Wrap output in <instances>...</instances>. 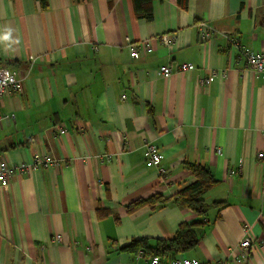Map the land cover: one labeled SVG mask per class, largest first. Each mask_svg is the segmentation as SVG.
Masks as SVG:
<instances>
[{"label": "crops", "instance_id": "1", "mask_svg": "<svg viewBox=\"0 0 264 264\" xmlns=\"http://www.w3.org/2000/svg\"><path fill=\"white\" fill-rule=\"evenodd\" d=\"M6 28L0 68L22 87L0 98V165L34 155L57 165L0 188V264H145L121 248L142 239L154 246L197 222L198 243L174 259L264 264L258 245L236 262L244 238H264V75L245 70L227 41L264 52V0H188L185 9L161 0L148 22L135 17L132 0H47L44 9L0 0ZM163 34L173 36L170 48L159 43ZM127 38L154 50L131 58ZM181 64L192 69L179 72ZM147 145L159 149L165 174L145 166ZM187 165L216 181L200 196L203 218L175 202L195 181ZM153 196L169 201L128 211Z\"/></svg>", "mask_w": 264, "mask_h": 264}, {"label": "built area", "instance_id": "2", "mask_svg": "<svg viewBox=\"0 0 264 264\" xmlns=\"http://www.w3.org/2000/svg\"><path fill=\"white\" fill-rule=\"evenodd\" d=\"M199 39L202 42H206L211 38V32L204 22L199 23ZM173 36L171 34H163L159 36V43L166 47L170 48L173 44ZM127 46L129 49V54L131 58H138L140 56L147 55L153 52L154 48L150 40H142L138 43H132L127 38ZM227 41L232 48L237 50L238 55L243 61L244 69L250 71L254 74L264 75V52H255L250 47L242 45L239 39L236 36H228ZM30 61H33V57H29ZM192 67L187 64H181L178 68L179 72L190 71ZM160 73L163 78H168L172 74V70L163 66L160 68ZM224 72H222V76ZM217 76L216 72H211L208 77L200 80L198 85L200 87H206L215 77ZM21 80L17 78L14 73H11L6 68H0V98L8 94H17L21 90ZM125 99V96L121 97ZM6 117H0L1 120H6ZM63 133V130H60ZM146 161L145 166L147 168L157 167L158 172L163 175L166 173V170L161 165V156L159 149L153 145L146 146ZM259 159L264 158V154H258ZM57 165V161L46 155H34L32 160L29 163H21L18 165H0V188L6 187L10 180L16 174L28 173L31 170H37L40 168H48ZM238 170H231L230 174L235 175ZM247 226H243V231H247ZM56 241L60 240V237L55 238ZM254 245L264 247V238L258 240H250L244 238L238 245V255L236 256V262H244L247 260L250 250ZM138 256L142 257V253L139 252ZM145 264H164L157 257L150 258L145 261ZM170 264H200L199 261L194 259H173Z\"/></svg>", "mask_w": 264, "mask_h": 264}, {"label": "trees", "instance_id": "3", "mask_svg": "<svg viewBox=\"0 0 264 264\" xmlns=\"http://www.w3.org/2000/svg\"><path fill=\"white\" fill-rule=\"evenodd\" d=\"M39 2L41 8H45L47 0H35ZM161 0H132L133 12L137 19L150 21L152 19V6L155 2ZM188 0H178V5L185 9ZM186 168L191 171L195 181L183 189L175 201L182 208H186L194 212L199 218H203L207 206L200 199V196L215 185L216 181L206 168L195 165H187ZM169 200L160 196H153L145 200H139L130 204L127 209L129 212H134L142 207H154L163 205ZM202 222L197 224L182 223L179 225L173 238L169 240H156L154 246H150L147 240H133L127 246L121 248V251L137 255L142 253L143 258L149 260L150 258L157 257L162 263L170 264L174 256L182 254L192 249L198 243V237L194 232V228Z\"/></svg>", "mask_w": 264, "mask_h": 264}, {"label": "clouds", "instance_id": "4", "mask_svg": "<svg viewBox=\"0 0 264 264\" xmlns=\"http://www.w3.org/2000/svg\"><path fill=\"white\" fill-rule=\"evenodd\" d=\"M12 29L6 28L0 30V42L9 41L11 39ZM15 43H19V40H16Z\"/></svg>", "mask_w": 264, "mask_h": 264}]
</instances>
